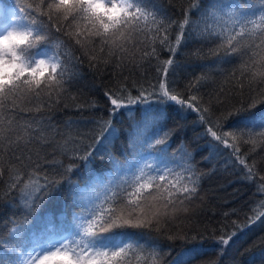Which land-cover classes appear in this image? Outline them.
Instances as JSON below:
<instances>
[{"label":"trees","instance_id":"obj_1","mask_svg":"<svg viewBox=\"0 0 264 264\" xmlns=\"http://www.w3.org/2000/svg\"><path fill=\"white\" fill-rule=\"evenodd\" d=\"M38 2L39 0H0V6L5 12L13 10L23 21L32 17V9ZM196 2L199 7L192 11V23L185 29V40L173 57L175 69L171 71L169 80L175 82L176 92L185 96L194 94L200 97L201 104L211 108L213 120L232 109H242L246 113L252 100L256 101V111L264 112V85L250 86L249 80L242 79L238 71L242 62L247 61L249 56L255 54L256 60L264 56V49L253 47L243 57H224L221 50L218 56L216 49L219 41L214 38L209 42L202 38L203 34L221 33L225 27L231 31V25L236 20H259L264 5L260 0ZM148 5L157 13V19L163 20L167 25L168 19H184L190 8V0H148ZM229 14L232 19H229ZM43 19L47 24V18ZM4 22L0 20V25ZM249 28L251 29L252 25H249ZM72 30L75 31L74 28ZM48 35L52 44H46V50L57 40L65 43V47L59 49L61 52L71 45V50H74L75 57L80 61H73L77 74L65 85L66 91L58 97L54 96L58 102L36 112L35 107L40 106L37 101L35 107L19 114L18 123H27L33 117L38 121L50 122L54 127L48 128L46 136L49 139L54 137L57 144H66L69 149L79 146L74 145L73 141H82L83 145L94 143V137L100 132L98 122L109 120L110 101L104 95L105 91L116 90L124 85L133 96L137 95L141 85L148 88L149 84H157L158 65L171 57L168 49L160 44L164 33L157 35L155 32H141L135 37L140 43L136 47L128 46L119 66L118 54H110L107 48L101 52V47H104L101 44H96L92 50V54L96 56L93 61L83 54L92 49L91 43L85 44L84 49H81L64 31L58 33L50 29ZM176 35L177 29L173 26L168 36L172 44L175 43ZM253 40L259 43L254 36H249L243 43L247 45ZM153 47L157 55L144 57L143 53H151ZM69 67L71 68V65ZM198 77L203 78V83L198 89L189 91L186 85ZM41 95L46 98L45 93ZM155 103L152 102L151 109L144 104L132 105L129 109L120 110L121 114L115 116L112 123L119 130V138L105 141L106 149L100 148L99 151L111 153L120 161L122 167L117 169L112 164L97 160L94 165L96 179H93L83 166L74 172L71 182L73 185H79V204H73L72 189L65 183L55 197L49 199L38 212L34 211L30 215L26 206L20 203V192L9 193L7 183L10 173H5L3 183H0V197L4 201L0 203V239L9 243L7 246H0V257L16 258V254L11 252L16 240L9 235L16 225H25L20 249L25 255L34 243L42 245L48 238L45 227L49 216L57 218L55 223L58 233L65 230L74 231L71 216L73 208L108 207L103 203L105 189L111 184L114 190L117 184L126 176L130 177L138 168H143L145 174L150 173L152 177L157 178L159 170L165 169L163 174L172 182L186 177L184 169L188 166L185 163L188 159L185 155L187 152L192 154V165L197 172L205 174L199 182L196 195L191 201H185L183 205H177L175 210H170L167 216L162 215L160 223L153 228L127 230L129 233H137L138 238L147 246L146 252L137 253L136 256L130 253L129 264H150L144 257L152 248L159 249L156 264H264V216L254 224H249V217L254 215V209L264 211V208L259 207L264 203V191L260 188L264 185V181L260 179L264 176V143L257 140L255 144L240 145V154L244 155L249 165L255 166V176L247 179V169L231 155L232 148L220 144L210 159H204L210 155L207 145L212 138L204 135L205 126L199 124L198 113L189 111L180 119L175 110L170 109L171 118L164 127L174 128L177 123L182 127L172 136L167 148L160 151L162 146L153 147L149 143L160 131V126L151 122ZM18 104L23 107L22 102L18 101ZM234 124L235 120L229 119L225 122L223 130H232ZM133 140L135 143L129 146ZM36 152L42 157L47 155L49 160L54 158L68 163L67 157L59 149L54 152L51 147H36L33 149V159ZM166 166L173 169L170 175ZM2 167L17 171L20 165L9 163L5 156ZM48 170V166H45L44 171ZM108 194L111 195V192ZM62 213L65 215L61 219ZM13 219L15 223L10 222ZM244 225L248 226L243 227ZM233 232L236 235L227 246L218 243L220 236L227 238ZM127 238L129 237L126 236L125 239Z\"/></svg>","mask_w":264,"mask_h":264},{"label":"snow or ice","instance_id":"obj_2","mask_svg":"<svg viewBox=\"0 0 264 264\" xmlns=\"http://www.w3.org/2000/svg\"><path fill=\"white\" fill-rule=\"evenodd\" d=\"M260 3L264 5V0H260ZM198 7L196 0H190V8L184 19H168L167 25L163 20L157 19V13L149 8L148 0H39L38 5L32 9V17L23 21L15 12H5L0 7V20L6 21L0 31V183H3L5 173H10L7 183L9 193L20 192V203L26 206L28 214L38 212L61 191L65 183L72 189L73 204H79V185L72 184L71 176L81 166L93 179L97 178L94 168L97 160L112 164L117 169L121 168L120 161L111 153L99 151L100 148L106 149L105 141L119 138V130L113 126L112 120L121 114L120 110L129 109L132 105L144 104L151 109L153 101L156 103L151 122L159 125L160 131L152 137L150 146H162L160 151H164L172 136L182 127L179 123L174 128L164 127L171 118L170 109H174L180 119L184 118L186 112H196L199 124L205 126L204 135L212 138L207 145L210 155L204 159H210L211 154L223 144L226 148H232L231 155L247 169L245 178L255 176V166L249 165L244 155L240 154V145L255 144L257 140L264 143V112L256 111V101L252 100L246 113L242 109H232L213 120L211 108L204 107L200 97L178 94L175 82L169 80L171 71L175 69L173 57L185 40V29L192 23V11ZM45 17L47 24L44 23ZM232 18L229 14V19ZM249 25H252L251 29ZM173 26L177 29L174 44L168 39ZM50 29L58 33L64 31L81 49H84L85 44L91 43L92 49L83 54L93 61L96 56L92 54V50L96 44L103 45L101 52L107 48L110 54H118V66L124 59L128 46L136 47L140 43L135 37L141 32H155L157 35L164 33L160 44L168 49L171 57L158 65L157 84H149L148 88L141 85L137 95L133 96L124 85L116 90L105 91L104 95L110 101L109 120L98 122L100 132L94 137V143L83 145L82 141H73L74 145L79 146L69 149L66 144H57L54 137L49 139L46 136L48 128L54 127L50 122L38 121L33 117L27 123H18L19 114L35 107L37 101L40 106L35 107L36 112L58 102L54 96L58 97L66 91L65 85L77 74L73 61H80L75 57L74 50H71V45L61 52L59 49L65 47V43L57 40L50 49L44 48L46 44H52L48 35ZM249 36H254L259 43L253 40L245 45L243 41ZM202 38L209 42L214 38L219 41L216 49L218 56L221 50L224 57H243L253 47L264 49V11L259 20H236L231 25V31L225 27L221 33L203 34ZM149 55H157L154 47L151 53H143L144 57ZM254 56L255 54L242 62L238 70L240 77L248 79L250 86L264 85V56H260L259 60ZM202 83L203 78L198 77L186 85V88L189 91L198 89ZM42 93L46 94V98L42 97ZM18 101L22 102L23 107ZM229 119H234L235 124L232 130L224 131L225 122ZM145 120L147 121V117ZM134 143V140L131 141L129 146ZM36 147H51L54 152L59 149L67 157L68 163L54 158L49 160L47 155L42 157L39 152L35 153L33 159V149ZM185 155L188 157L185 162L188 166L184 169L187 176L178 178L176 182L166 179L163 174L165 169L159 170L157 178L150 173L145 174L143 168H138L130 177L126 176L117 184L114 190L111 184L105 189L103 203L108 207L73 208L71 216L74 231L58 233L55 223L57 218L49 216L45 227L48 238L42 245L34 243L27 255L20 251L25 225H16L9 233L16 240L11 247L16 258L0 257V264H129V254L136 256L137 253L146 252L147 246L138 238L137 233H129L127 230L153 228L160 223L162 215L167 216L170 210H175L177 205H183L185 201H191L196 195L199 182L205 174L198 173L192 165L191 153L185 152ZM5 156L9 163L19 164V170L3 168ZM45 166H48V171H44ZM172 172L173 169L167 168L169 175ZM260 179L264 181V176ZM260 188L264 191V185ZM3 202L0 197V203ZM259 207L264 208V203ZM253 212L254 215L249 217V224H254L264 216V211L259 208ZM64 215L62 213L60 218ZM10 222L15 223L14 219ZM235 235L233 232L227 238L220 236L218 243L227 246ZM126 236L129 238L125 239ZM8 243L9 241L0 239V246H7ZM158 253L159 249L152 248L144 258L150 264H156Z\"/></svg>","mask_w":264,"mask_h":264},{"label":"rangeland","instance_id":"obj_3","mask_svg":"<svg viewBox=\"0 0 264 264\" xmlns=\"http://www.w3.org/2000/svg\"><path fill=\"white\" fill-rule=\"evenodd\" d=\"M1 7V6H0ZM10 12H14L13 10H11ZM18 16V15H17ZM5 23H6V21L2 24V25H0V31H2L3 30V27H4V25H5Z\"/></svg>","mask_w":264,"mask_h":264}]
</instances>
